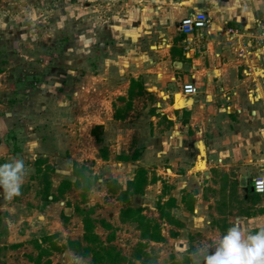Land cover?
<instances>
[{
	"label": "rangeland",
	"instance_id": "1",
	"mask_svg": "<svg viewBox=\"0 0 264 264\" xmlns=\"http://www.w3.org/2000/svg\"><path fill=\"white\" fill-rule=\"evenodd\" d=\"M188 12L180 0H0V142L6 148L0 154L6 155L2 163L13 156L25 162L17 202L29 210L44 208L60 181L75 180V165L82 167L96 182L84 201L80 188L65 191L74 210L62 218L66 236L81 237L82 209L92 206L96 219L114 224L115 238L102 248L111 256L123 254L115 264H153L154 254L132 260L140 239L133 225L119 226L126 205L109 188L133 170L121 164L119 154L144 149L152 137L146 102H155L152 94L159 93L164 77L158 64L169 35L179 33L177 24ZM121 96L135 97L132 111L125 120L106 121L114 104L124 106ZM159 197L149 189L127 205L157 219ZM99 234L106 237L103 230ZM194 236L190 254L215 241ZM14 257L20 261L21 253Z\"/></svg>",
	"mask_w": 264,
	"mask_h": 264
},
{
	"label": "crops",
	"instance_id": "2",
	"mask_svg": "<svg viewBox=\"0 0 264 264\" xmlns=\"http://www.w3.org/2000/svg\"><path fill=\"white\" fill-rule=\"evenodd\" d=\"M180 3L190 14L207 12L209 24L206 29L187 35L177 27L179 33L173 31L169 35L164 60L158 64L164 68L162 89H158V94L163 95L154 93L155 102H146L152 137L144 149L119 154L128 159L118 158L133 169L124 175L125 182L119 181L123 189L137 168L147 171L149 182L144 192L133 194L130 199L149 189L160 195L155 206L158 218H148L143 210L142 213L159 225L161 240L141 239L136 223L122 222L120 216L117 219L120 227L134 226L140 239L137 245L146 242L148 258L155 255L151 258L153 264H192L188 250L195 247V242L189 241L194 235L216 240L235 223L249 231L264 226V193L253 189V179L264 177V0ZM187 83L196 87L195 94L179 91V86ZM120 99L124 106L118 108L114 104L106 121L125 120L132 111L135 97ZM5 150L1 141L0 151ZM135 151L141 154L134 160L131 156ZM5 156L0 154V163ZM78 190L80 195L81 189ZM17 197L8 200L0 189V264H92L91 253L83 255L82 250L68 247L69 240L82 247L92 245L83 239V217L81 237L66 236L62 218L74 213L68 207L66 193L47 202L44 208L31 210L21 206ZM90 207L84 209L91 211L94 234L101 246L111 245L114 224L106 218L96 219L95 209ZM99 230L106 232L105 238ZM48 236L54 237L45 239ZM158 247L161 252L156 250ZM14 253H21L20 261L14 260ZM117 253L122 262L123 254Z\"/></svg>",
	"mask_w": 264,
	"mask_h": 264
},
{
	"label": "trees",
	"instance_id": "3",
	"mask_svg": "<svg viewBox=\"0 0 264 264\" xmlns=\"http://www.w3.org/2000/svg\"><path fill=\"white\" fill-rule=\"evenodd\" d=\"M99 128V126H96L94 129ZM94 132V130H93ZM141 154L140 151H135L133 155L131 156L132 159H137L139 155ZM119 159L126 160L128 159L127 156H119ZM37 163H41V161L37 160ZM40 166V164H37ZM82 167H78L75 165L73 170V176L75 177L74 181H71L70 179H63L58 185V188L56 190L57 195H51L50 200L56 201L59 199L58 196H62L65 191L72 186H75L76 188L81 189V197L82 200H86L88 192L91 190L93 185L96 182V176H93L91 174H87ZM38 171H40V168L38 167ZM149 180L147 177V171L143 167H139L135 170L134 177L132 180H128L126 183V188L123 189L122 186L119 184V182H113V187H110L109 190L112 193H118V200L123 202L126 206L120 211V220L122 222H133L137 224V228L140 230L141 233V239H147V240H155L159 241L162 239L160 235V227L157 223L152 222L151 220L147 219L146 216L142 213V209L139 207H133L128 206L127 204L130 202V197L133 194H142L144 192L145 187L147 186ZM170 202L173 203V200H170ZM160 207V206H159ZM161 208V207H160ZM83 228H84V236L83 239L88 244H91L92 246H81L79 242L76 241H68V247L78 251L82 250L83 255H87L88 253L92 254V264H98L100 262H103L104 260L109 258V262L111 264H115L120 262L121 258L118 253H114L113 256H111L110 250H104L100 244V240L96 234H94V221L91 218L90 210H83ZM55 236V235H54ZM54 236H48L45 239H51ZM55 249H59L56 245H53ZM147 247L146 242H140L137 245V251L134 253L135 259H143L148 258V255L145 253V248ZM48 263V262H46Z\"/></svg>",
	"mask_w": 264,
	"mask_h": 264
},
{
	"label": "clouds",
	"instance_id": "4",
	"mask_svg": "<svg viewBox=\"0 0 264 264\" xmlns=\"http://www.w3.org/2000/svg\"><path fill=\"white\" fill-rule=\"evenodd\" d=\"M25 178L22 158L12 157L0 163V189L6 199L12 200L21 194ZM190 257L192 264H264V226L249 231L235 223L211 246L197 248Z\"/></svg>",
	"mask_w": 264,
	"mask_h": 264
},
{
	"label": "built area",
	"instance_id": "5",
	"mask_svg": "<svg viewBox=\"0 0 264 264\" xmlns=\"http://www.w3.org/2000/svg\"><path fill=\"white\" fill-rule=\"evenodd\" d=\"M208 24V13L201 11L184 16L180 20L178 27L183 34L187 35L206 29ZM182 92L184 95H193L196 93V87L192 83L184 84ZM253 189L257 193H264V177L253 179Z\"/></svg>",
	"mask_w": 264,
	"mask_h": 264
},
{
	"label": "water",
	"instance_id": "6",
	"mask_svg": "<svg viewBox=\"0 0 264 264\" xmlns=\"http://www.w3.org/2000/svg\"><path fill=\"white\" fill-rule=\"evenodd\" d=\"M199 147H200V150H201V151H200L201 155L204 156L203 142H202V141L199 142ZM202 164H203V162H202ZM202 164H201V165H202Z\"/></svg>",
	"mask_w": 264,
	"mask_h": 264
},
{
	"label": "bare ground",
	"instance_id": "7",
	"mask_svg": "<svg viewBox=\"0 0 264 264\" xmlns=\"http://www.w3.org/2000/svg\"><path fill=\"white\" fill-rule=\"evenodd\" d=\"M201 167H202V168H204V164H202V166H201ZM201 167H200V168H201Z\"/></svg>",
	"mask_w": 264,
	"mask_h": 264
}]
</instances>
